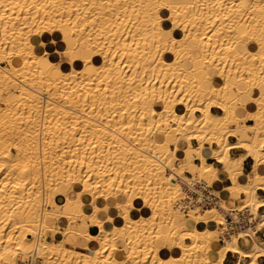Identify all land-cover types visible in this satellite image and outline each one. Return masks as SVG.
<instances>
[{
    "label": "bare ground",
    "instance_id": "1",
    "mask_svg": "<svg viewBox=\"0 0 264 264\" xmlns=\"http://www.w3.org/2000/svg\"><path fill=\"white\" fill-rule=\"evenodd\" d=\"M127 2L0 0V264H259L254 232L250 250L246 232L218 238L241 195L264 228V0ZM180 158L228 200L187 199L163 167Z\"/></svg>",
    "mask_w": 264,
    "mask_h": 264
},
{
    "label": "rangeland",
    "instance_id": "2",
    "mask_svg": "<svg viewBox=\"0 0 264 264\" xmlns=\"http://www.w3.org/2000/svg\"><path fill=\"white\" fill-rule=\"evenodd\" d=\"M132 0H129V2H127V3H129V5H130V7H128L127 8V10H132V9H137V5H138V2H136V0H133L132 2H131ZM103 3H104V6H103V8L105 9L104 10V12H107L108 11V0H103ZM235 4H236V2H235ZM135 6V7H134ZM110 8V7H109ZM232 8V7H231ZM235 8H237V6H234V8H233V10L235 9ZM107 9V10H106ZM110 9H113V7H111ZM79 13V12H78ZM80 13H81V11H80ZM96 13V12H95ZM90 14V13H89ZM86 15H87V13H86ZM90 16V15H89ZM50 56V58H51V55H49ZM65 55H62L61 57L63 58ZM62 61V60H61ZM0 65L2 66V67H4V68H6L7 70L8 69H10V67H9V65L6 63V62H3V63H0ZM19 89V84H17V85H15V87L13 88V90L14 91H17ZM60 106V105H59ZM68 110V109H67ZM213 111L215 112V113H221V111L219 110V109H213ZM240 123H237L236 125H239ZM247 124H253V122H250V121H248L247 122ZM19 126V125H18ZM68 126H71V121L70 120H67V127ZM77 128H79V129H82L83 128V125H81V124H79L78 126H77ZM17 130H18V128H17ZM68 130H70V127H69V129ZM19 131V130H18ZM8 137V138H7ZM24 137V136H23ZM7 142H8V144H9V146H11V147H9V150L10 151H14V154L15 155H17L18 157H19V150H17V149H15L14 147L16 146V147H18V145H19V142H25V139L24 140H22V139H20L19 138V133H17L16 134V138H14L13 137V140H12V138H11V136L9 135V136H4L3 137ZM44 139H43V141L45 142V144H43V146L41 147V149L39 148V149H35L34 148V145L32 144V142L31 141H29V140H34L35 138H33L32 139V137L31 138H28L29 140V142H28V144H31L30 145V148H29V146H25V152H26V149H27V147H28V149H30L29 151H27V154H28V158H34V157H36V156H40L42 153H45L44 155L45 156H47V155H49V153L52 151L50 148H49V145L47 144V142L49 143L50 142V140L49 139H51L49 136H45V137H43ZM10 140H11V142H10ZM20 140V141H19ZM22 140V141H21ZM27 141V140H26ZM230 141H235V138H233V137H230ZM15 143H16V145H15ZM192 143H193V145L194 146H196L197 145V142L196 141H192ZM34 148V149H33ZM172 148H173V146H172ZM18 149H19V147H18ZM36 150V151H35ZM39 151V153H38V151ZM41 150V151H40ZM234 151H237V150H232V154L234 155ZM34 152V153H33ZM37 154V155H36ZM2 155V154H1ZM0 155V162H2V161H4V158L2 157ZM36 155V156H35ZM17 157V158H18ZM2 158H3V160H2ZM195 161V163H197V164H199L200 163V161L199 160H194ZM183 162V163H182ZM175 164V165H174ZM180 164H182V165H180ZM11 165H14V164H11ZM19 165V164H18ZM18 165H17V167H18ZM185 162H184V160L182 159V158H180V159H176L175 160V163L173 162V167H174V173H173V171L171 170L170 171V168H168V170H167V166H163L164 168H165V171H168L169 173H171V174H173V175H175V179H176V181L178 182V181H180L181 179H180V177L179 176H181V178L183 177V179L184 178H186V180L187 181H191V182H193V181H200L199 180V178L195 175H192V174H190V173H187V171H186V169H185ZM216 166H218V167H220V165L219 164H215ZM19 168V167H18ZM185 170H184V169ZM6 170V169H5ZM183 170V172H181ZM7 171V170H6ZM6 171H4V172H6ZM181 174V175H180ZM177 175H179V176H177ZM193 178V179H192ZM178 179H180V180H178ZM196 179V180H195ZM208 184V183H207ZM208 186H210L211 188H212V190L216 193V195L217 196H219V198L221 199V200H224V201H227L228 200V196H229V194H227L228 192H226L224 189L225 188H223V187H221V188H219V187H217V186H213V185H209L208 184ZM218 192V193H217ZM228 195V196H227ZM243 195H241V197H242ZM220 200V201H221ZM245 203V197H242V199H240L238 202H236L235 201V203L233 204V205H229V207H232V208H235V205L237 206V205H243ZM48 209H51V208H48ZM262 214V213H261ZM264 216V215H263ZM138 218V217H137ZM27 237H29L30 239H32L33 241H34V238L32 237V236H27ZM260 241H263L261 238H259V237H257ZM223 240H224V238H222ZM49 242H52V239L51 238H48L47 239ZM218 241H220V235H219V238H218ZM221 242V244H224V241H220ZM240 242V245H241V240L239 241ZM245 243V242H244ZM245 245H246V247H242L243 249H245V250H247V249H249L250 247H251V243H245ZM162 254V252H160V255ZM19 259L22 261V260H24V256L22 257V255H20L19 256ZM243 263L244 262H246V261H242ZM147 264H149V263H147Z\"/></svg>",
    "mask_w": 264,
    "mask_h": 264
},
{
    "label": "built area",
    "instance_id": "3",
    "mask_svg": "<svg viewBox=\"0 0 264 264\" xmlns=\"http://www.w3.org/2000/svg\"><path fill=\"white\" fill-rule=\"evenodd\" d=\"M184 186L185 197L192 200L194 204H197L202 209L216 207L220 202L219 197L206 182L193 181L184 183ZM225 218L227 233L220 235V241H223L222 238L228 236V233L234 234L237 231L246 232L245 238L251 241L252 237L249 234L250 232H254L256 236L260 233L259 230H256L254 215H252L248 209L238 210L233 208L225 213ZM241 240L244 241V239ZM20 264H45V262L34 253L29 257L24 256V260H22Z\"/></svg>",
    "mask_w": 264,
    "mask_h": 264
},
{
    "label": "crops",
    "instance_id": "4",
    "mask_svg": "<svg viewBox=\"0 0 264 264\" xmlns=\"http://www.w3.org/2000/svg\"><path fill=\"white\" fill-rule=\"evenodd\" d=\"M62 55H65V56L62 58V57H61ZM62 55H60L61 60H62L61 62H62L63 64H67V63H68V57H67V55H66V54H62ZM213 109H216V108H213ZM212 112L215 113L213 110H212ZM215 114H220V113H215ZM231 142H234V141H231ZM234 150H237V151H234V155L232 154V150H231V154H232L234 157H240V156H242V155L245 154V151H243V150H241V149H234ZM13 153H14V151H13ZM209 162H210V163H213L214 165H215V164H218V163L216 162V160H214V159H209ZM254 164H255V162H254V160H253L252 158H248V159H246V160L244 161V164H243V171H242V173H243L245 176H248V175L252 174ZM219 165H220V164H219ZM220 167H221V165H220ZM224 182H227V180L219 181V182H215V183L213 184V186H219V185H222V184H224ZM258 193H259V195L261 196V198L264 199V191H263V190H258ZM242 197H244V196H242ZM112 207H114V203L112 204ZM113 213H114V216H115V215H116V211H115L114 209H113ZM260 213L264 214V207H263V208H260ZM99 232H100V230H99V228H98L97 226H91V227H89V233H90L91 235H97V234H99ZM257 237L261 238L263 241H260L258 238H256L257 240H259L261 243H264V228H263L262 231H260V233H258ZM241 241H242V240H241ZM245 243H251V247H250L249 249H247V250H250V249L252 248L253 244H254V240H253L252 242H250V241H248V240H245ZM245 243H244V241H242V242H241V245H240V242H239L240 247H241V248H242V247H246ZM242 249H243V248H242ZM244 250H245V249H244ZM119 253H120V254H119ZM119 253H117V259H118L119 261H124L125 258H126V254H125L124 252H119ZM122 254H123V255H122ZM118 256H119V257H118ZM123 256H124V257H123ZM120 257H121V258H120ZM236 261H237V257H235L233 254H228L227 257H226V259H225L224 264H235ZM247 261H248V260H247ZM247 261H246V262H247ZM246 262H244V263H246ZM258 262H259V264H264V256H263V257H260V258L258 259ZM244 263L242 262V264H244Z\"/></svg>",
    "mask_w": 264,
    "mask_h": 264
}]
</instances>
